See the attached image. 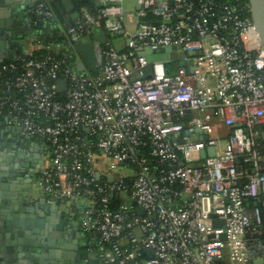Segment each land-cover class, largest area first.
Returning a JSON list of instances; mask_svg holds the SVG:
<instances>
[{
	"label": "built area",
	"instance_id": "2783aa9c",
	"mask_svg": "<svg viewBox=\"0 0 264 264\" xmlns=\"http://www.w3.org/2000/svg\"><path fill=\"white\" fill-rule=\"evenodd\" d=\"M50 1L26 27L57 23ZM120 2L34 32L44 52L0 67V124L47 146L39 184L48 202L80 200L96 264H263L264 202L249 200L264 198V51L248 0ZM95 39L98 71H77L76 42Z\"/></svg>",
	"mask_w": 264,
	"mask_h": 264
},
{
	"label": "crops",
	"instance_id": "0c3cea01",
	"mask_svg": "<svg viewBox=\"0 0 264 264\" xmlns=\"http://www.w3.org/2000/svg\"><path fill=\"white\" fill-rule=\"evenodd\" d=\"M59 1L54 0L53 10L57 14L58 21L57 23L53 22V26L64 23L62 17L69 14L65 12L62 16L57 13L55 3ZM33 3L34 0H0V60L18 52L29 53L35 49L34 32L26 29L25 25L26 17L33 7ZM75 8L77 11L79 10L76 6ZM137 8L138 6L135 4L134 9ZM128 25L132 27L131 24H127L126 27ZM110 39L116 47L123 45L122 36L114 35L110 36ZM1 43L3 44L1 45ZM9 133L12 134V139L6 142V148H2L1 144L6 141ZM4 152L9 153L5 159ZM17 158L26 163L25 167L22 171H11L15 168L13 164ZM50 158L49 150L45 144L20 138L10 128L0 124V173H5V176H0V227H2V223L11 222L16 213L24 216L30 209L40 224H44L48 218H56V221L63 218L70 222L71 216H81L82 204L77 199L59 201L60 207L54 212L48 205H45L44 208H39L43 213L42 216L35 211L39 199L44 195L37 173L51 164ZM29 169L35 170L36 173L30 174L34 180L27 182L24 174L30 171ZM59 213L61 216L57 215ZM0 235H2L1 231Z\"/></svg>",
	"mask_w": 264,
	"mask_h": 264
},
{
	"label": "water",
	"instance_id": "95a60500",
	"mask_svg": "<svg viewBox=\"0 0 264 264\" xmlns=\"http://www.w3.org/2000/svg\"><path fill=\"white\" fill-rule=\"evenodd\" d=\"M248 2L252 19L258 30L261 45L264 51V0H248ZM55 8L59 15L63 16L65 12L69 13L68 15L62 17L64 24L68 27L71 26L72 20L78 16V11L76 10L75 5L71 0H60L59 2L55 3ZM53 19L58 20L57 14H53ZM2 44L3 43H1V45ZM75 49L79 54V59L75 62V69L77 71L89 70L96 73L102 61L100 53V41L98 39L86 41L78 40L75 44ZM147 58L149 61H152L155 59L166 58V54L158 55L152 53L148 54ZM64 84V80L58 81L59 90L63 89ZM10 139H12L11 133H9L6 141L1 144L2 148H6V142ZM212 151V148L208 149V153H212ZM201 154L204 157L206 151L203 150ZM8 155L9 153L4 152V159ZM13 170L17 171L16 166L15 168L11 169V171ZM35 173V170H30L26 174H24L26 181L30 182L34 180L32 178V175L30 174ZM0 176H5V173H0ZM42 193L44 194V191H42ZM58 202L59 201L57 200L48 202L43 195L39 199L35 211L40 216H42L43 213L39 208H44L45 205H48L50 207V210L54 212V210H58V208L60 207ZM31 212V209L27 210V213H25L24 216L16 213L15 216L11 219V222L7 221L6 223L1 224V264H47L45 258L49 257L50 255L52 256V254H50L52 252L50 250V247L52 245L58 248L56 254H59L63 259L68 260V264H87L88 259L90 261L89 264H96L95 252H86L84 250L86 248V245L79 246V240H81L83 236H85V234L79 230L78 217L76 215H73L71 216V218H69L70 222L66 221L63 218L61 220H57L60 221L59 230L64 229L66 232V237H69L72 241V243H66L64 242L65 239H61L59 240L58 245L56 242L52 244V242L55 241L56 237L54 236H56V234L54 236L49 234L51 236L50 238L52 239L45 241L41 237L42 234L46 235L51 232L53 227H51L50 225H55V223L57 222L56 218H48L46 222H44V224H40V221L37 220V218L34 217ZM55 213L57 212L55 211ZM57 215L61 216L60 213ZM72 237L74 238L71 239ZM86 242L84 244H86ZM47 248L49 249L47 250ZM148 252L151 255V252Z\"/></svg>",
	"mask_w": 264,
	"mask_h": 264
},
{
	"label": "trees",
	"instance_id": "16d2710c",
	"mask_svg": "<svg viewBox=\"0 0 264 264\" xmlns=\"http://www.w3.org/2000/svg\"><path fill=\"white\" fill-rule=\"evenodd\" d=\"M75 4V6L77 8H80L82 6H86L90 11L93 10V3H92V0H72ZM50 5L51 7L53 8V5H54V0H51L50 1ZM28 15H31V12L28 14ZM53 26V20L52 19H48L47 21L45 22H38L33 28H26V29H30V31H33V32H42L43 30H48L50 29V27ZM97 37H99L101 35V33H96ZM106 36L110 37L109 34H106ZM44 52V49L42 48H36L34 49V52L33 54L36 55V56H40L42 53ZM21 54V52H18ZM54 54V52H53ZM13 54L11 56H8V57H5L3 58L2 60H0V67L3 65V64H7L9 62H12L13 61V58H12ZM69 62V61H68ZM10 73H6L4 72V75H0V94L2 93L3 91V82L4 80L9 76ZM26 139H29V140H34L36 141L37 139L36 138H26ZM262 202H264V198L260 199V200H255V199H251L249 200V203L251 205H254L256 204L257 206H261L262 205ZM91 237H88L87 235L83 236L82 240L83 242L85 243L87 240L90 241ZM88 243V242H87ZM264 264V262H263Z\"/></svg>",
	"mask_w": 264,
	"mask_h": 264
},
{
	"label": "flooded vegetation",
	"instance_id": "af4514ba",
	"mask_svg": "<svg viewBox=\"0 0 264 264\" xmlns=\"http://www.w3.org/2000/svg\"><path fill=\"white\" fill-rule=\"evenodd\" d=\"M18 159V158H17ZM14 160V166H16V169H17V171H22V169L25 167V162H23V160H21V159H18V160ZM1 164V163H0ZM25 171V170H24ZM78 218H79V215L77 216ZM62 219V218H61ZM51 227H53L52 228V230H51V232H49L48 234H42V239H44V241L45 240H49V239H52V238H50L51 236L50 235H55L56 234V236H54V237H56L55 238V241L54 242H52V244H54L55 242L59 245V240H61V239H65L64 240V242H66V243H72V241L70 240V238L69 237H66V232H65V230L63 229V230H59V226H60V221L59 222H56L55 223V225L54 224H52V225H50ZM50 234V235H49ZM74 236V235H73ZM74 237H72L71 239H73ZM86 244H84V242H83V240L81 239V240H79V246H85ZM45 247V246H44ZM61 247V246H60ZM44 249V248H43ZM49 248H47V250H48ZM50 250L52 251L50 254H52V256L50 255L49 257H46L45 258V261H46V263L47 264H68V260H65V259H63L59 254L57 255L56 253H57V250H58V248L57 247H54L53 245L50 247ZM83 250V249H82ZM85 250V249H84Z\"/></svg>",
	"mask_w": 264,
	"mask_h": 264
},
{
	"label": "rangeland",
	"instance_id": "374dc122",
	"mask_svg": "<svg viewBox=\"0 0 264 264\" xmlns=\"http://www.w3.org/2000/svg\"><path fill=\"white\" fill-rule=\"evenodd\" d=\"M120 3L122 5L125 13L128 12V11H130V10H133L135 8V0H122V2H120ZM126 28L127 29H130V30L133 29V27H131L129 25ZM115 43H116V41H115ZM170 66H173V64L170 63ZM171 71L173 73L175 72V70H171Z\"/></svg>",
	"mask_w": 264,
	"mask_h": 264
}]
</instances>
